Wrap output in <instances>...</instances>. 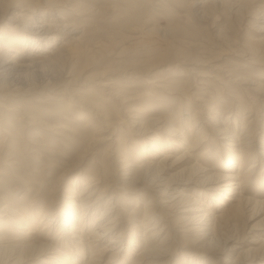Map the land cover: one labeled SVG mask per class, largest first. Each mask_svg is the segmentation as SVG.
I'll list each match as a JSON object with an SVG mask.
<instances>
[{
	"label": "bare ground",
	"instance_id": "obj_1",
	"mask_svg": "<svg viewBox=\"0 0 264 264\" xmlns=\"http://www.w3.org/2000/svg\"><path fill=\"white\" fill-rule=\"evenodd\" d=\"M8 1L10 0H0V5ZM72 1L74 0H14L24 7L18 12H14L16 9L10 6L0 7V20L13 15L16 19L24 20L19 24L25 30L22 34L16 30L17 26H0V103H3L0 106L3 110L12 112L21 108L18 106L19 102L11 105L6 102L28 96L38 87L48 91L45 97H50L55 91L54 86L60 83L68 91V86L75 85L79 79L88 80V72L97 67L93 79L99 80L96 85L99 86L101 99L88 100L92 109L88 121L93 122L97 117L109 119L111 107L105 100L126 103L133 98L132 92L127 93L125 90L127 84H120L113 75H151L159 72L157 68L170 55L174 56V60L177 59L176 64L192 60L188 52L180 47L163 48L157 35H153L152 39L147 40L153 47L141 50L148 57H155L142 61L141 65L139 62H131L133 69L128 71L124 69L123 63L116 67L112 62L100 66L105 61L104 57L112 52L104 53L103 58L96 62H92L94 57L91 56L96 50L105 47L104 41H96L92 48L78 52L75 47L81 44L76 43L88 41L84 37L89 31L85 28L78 31L65 15L55 13L60 6L73 12L77 10L79 6ZM210 1L197 4L199 10H204V6ZM218 1L213 0V3ZM238 8L239 6H234L236 12L240 10ZM46 11L55 14H46ZM205 13L206 9L202 12L203 18ZM7 19L11 20L10 17ZM61 32L66 38L61 45L53 46L56 43L54 38ZM31 44H35L33 47L38 51L30 50ZM40 44L45 45L40 48ZM129 52L131 50L127 48L120 50L116 57L123 58ZM80 54L84 57L79 58ZM260 54L264 56V51ZM251 60L252 58L244 59L249 63ZM169 64L171 62L167 63L170 67ZM212 69L215 73L200 79V84H205L206 78L219 81L222 68L216 64ZM132 70L135 71L131 72ZM223 77L229 79V82L239 83L237 88L240 90L250 91V95H253L251 103L256 100L264 103L261 100L264 98V84L258 83L261 79L253 80L231 70L223 71ZM161 82L156 78L147 80V84L161 89L162 93L165 90ZM56 88L59 89L60 86ZM152 88L135 94L138 95L136 97L143 98L144 106H132L127 118L133 125L130 126L133 134L143 137L145 143L134 150L130 160L125 155L127 144L122 139L112 138L102 155L95 151L98 159L93 160L87 168L90 147L97 140L85 127L78 131V136L71 138L76 144L72 145L71 150V156L72 153L75 154V157L70 158L73 162H64L67 163L65 173L56 182V188L44 196L45 205L40 202L45 208L39 213L34 212L35 208L28 211L22 209L21 205L26 201L24 196L17 199L11 190L0 189V264H171V239L177 241L180 255L188 252L186 254L198 256L194 259L182 257V264H209L210 254L217 258L215 264H259L264 260V234L251 238L245 244L246 231L241 229L244 221L251 219L258 207L260 210L264 209V135H259L257 126L253 130V121H249L253 117L252 109L248 108L241 114L240 128L236 126V120L230 127V120H224L220 115L219 119L211 117L207 118V123L198 124V120L192 122L195 117L193 114H189L190 123L177 127L169 115L156 116L152 110H146V105L155 103L158 97L159 91ZM222 88L229 90L227 85ZM165 92L171 95L177 93L176 88ZM228 92L234 94L233 100L238 97L234 91ZM67 94L74 107H82L73 92L68 91ZM42 97H38L37 103H45L41 102ZM36 108L37 106L33 107ZM258 113L259 111L254 115ZM208 123L214 129H209ZM261 129L264 130V126ZM210 134L218 142L216 149L209 146L212 142ZM259 144L263 145L260 146L261 151ZM212 145L214 147V143ZM42 146L48 147L46 142ZM49 147L55 151L58 145L53 143ZM201 150L203 151L199 152ZM204 161L209 162L207 164H211V167L204 165ZM76 171H80L82 177L77 175L72 181L68 175ZM115 178L117 183L114 182ZM8 181L21 187L28 186L24 180L20 183L9 178ZM60 183L63 187L59 189ZM144 183L153 187V196L144 200V218L138 225L129 223L130 230L124 225V222H129L126 208L133 201L132 198L138 207L137 200L143 197L138 192L143 189ZM15 187L16 191L21 189ZM109 187L122 190V195L127 197L116 194V191L104 203L103 197ZM251 190H255V197H250ZM59 191L64 193V199H68L67 204L63 202L67 211L58 206L56 196ZM27 193H30V189ZM14 201L18 203L14 204ZM102 207L103 211H100ZM170 214L172 215L168 216ZM160 222L164 223L162 227ZM138 228L144 230L140 235ZM11 229L14 234H11ZM235 253L238 254L233 258Z\"/></svg>",
	"mask_w": 264,
	"mask_h": 264
},
{
	"label": "rangeland",
	"instance_id": "obj_2",
	"mask_svg": "<svg viewBox=\"0 0 264 264\" xmlns=\"http://www.w3.org/2000/svg\"><path fill=\"white\" fill-rule=\"evenodd\" d=\"M203 1L206 0H74L72 2L79 6L74 12L60 6L59 10L55 12L57 15H65L79 29L78 31L84 28L89 31L84 37L88 41L84 40V42L76 43L81 44L75 47L78 52L86 48H92L93 44H96V41L99 40L104 41L105 47L94 52L91 56L94 57L92 62L103 58L104 53L112 52L111 55L104 57L105 61L100 66H106L112 62V65L116 67L123 63L124 69L128 71L133 69L131 62H139L141 65L142 61L155 57H148L149 55L141 50L153 47L152 43L147 42V40L152 39L153 35H157L160 43L163 44V48L180 47L188 52L192 60L189 63L183 62L180 64L178 62L176 64L175 60L177 61V59L174 60V56L170 55L164 58L163 65L157 68L159 72H154L151 75L138 74L130 77L123 74L113 75L120 84H127L125 90L127 93L132 92L131 96L133 98L126 103L119 100H105L107 105L111 107V119L97 117L94 118L93 122L88 121V116L92 113L88 100L101 99L99 86L96 85L99 80L93 79L97 67L88 72V80L79 79L75 85L68 86L70 88L68 91L73 92L74 97H78L82 106L80 108L72 105L73 103L67 94L68 91L66 88L64 89L61 83L54 86L55 91L50 94V97H45L48 91L38 87L35 92L30 93L28 96L7 101V105L19 102L18 106L21 108L9 112L3 110V107L0 106V189L11 190L17 196V199L24 196L26 198L24 201H26L21 205L22 209L28 211L35 208L34 212L39 213L40 210L45 208L43 206V204L45 205L44 196H47L56 188L55 184L60 180V176L65 173L67 163L73 162L71 159L75 157V154L72 153L71 156V150L72 145L76 146V144L71 141V138L78 136V131L85 127H87L90 135L97 140L96 144L94 143L90 147L87 156V168L91 166L93 160L98 159L97 152L103 154L112 138L122 139L127 144L125 155L130 160L134 150L138 146H144L145 143H143V137L133 134L132 127H130L133 125L129 123L127 118H129L128 115L133 108L144 106L143 98L136 97L138 95L135 94L138 91L142 93L151 90L149 88H152V85L147 84V80L155 78L162 80V88L165 91L176 88L177 93L171 95L165 91L161 93V89L152 88L159 91L158 97H156L155 103L146 105V110H152L154 113H151L156 116L169 115L175 126L190 123L189 114H193L195 117L192 122L198 120V124L207 123V118L211 117L219 119L220 115L222 119L230 120V127L236 120L238 122L236 126L240 128L241 114L249 108V110L252 109L251 114L253 117L249 121H253V130L257 128L259 129V135H264V130L261 129L264 126V118L262 117L264 115V103L260 100L251 103L253 95H250V91L240 90L237 88L239 83L229 82V79L223 77V71L231 70L235 74L249 76L253 80L259 78L263 82L260 80L258 83L264 84V56L260 54L262 50L264 51V0H219L216 3L211 0L210 3L204 6V10L206 9L204 18L202 14L204 10H199L197 6ZM4 4L7 5L4 6ZM235 5L240 8L237 12L234 10ZM1 6L2 8L10 6V8L16 9L14 12L24 8L22 3H15L14 0L4 2ZM55 13L46 11V14ZM9 17L11 20L7 19ZM260 17L263 19H260ZM7 18L0 20V26H17L16 30L24 34L25 30L19 24L24 20L16 19L13 15H9ZM56 20L59 21V19ZM58 24H61V22H58ZM65 38L66 35L63 32L59 33L58 37L54 38L56 43H53V46L61 45ZM44 45L40 44V48H43ZM33 46L35 44H31L29 49L38 51ZM126 48L131 50V53L129 52L123 58L118 59L116 57L117 53ZM164 51L165 49L162 52ZM82 57L84 56L80 54L79 58ZM249 58H252V62L244 61V59L249 60ZM119 60L124 62H119ZM168 62H171L170 67L167 65ZM216 64L222 68V74H219L221 79L219 77V81L216 82L213 79L206 78L205 84H200V79L215 73L212 68ZM222 84L227 85L231 92L237 93L238 97L233 100L234 96L232 97V95L234 94L222 88ZM57 86H60V88L57 89ZM230 86L236 87L232 88ZM38 97H42L40 100L45 103H37L39 102ZM195 99L198 101H195ZM261 100H264V98L262 97ZM2 104L0 103V105ZM34 106H37V108L33 109ZM258 111V115H254ZM182 126L184 127V125ZM208 128L214 129L209 123ZM59 131H62V133ZM210 138L212 142L209 146L216 149L218 142L213 139L212 134H210ZM45 142L48 145L47 148L42 146L45 145ZM53 143L58 145V147H55V151H52L49 147ZM261 145L259 144V148ZM57 148L61 151H58ZM49 152L55 154L52 155ZM174 154L177 153L174 152ZM207 163L209 162H203L204 165L211 167V164ZM212 164H214V161ZM259 168L257 167V169ZM79 172H72L68 175V178L74 181L73 179L77 175L82 177ZM9 178H14L20 183L24 180L25 184L30 187H21L14 182H9ZM114 182L117 183V178ZM142 185L143 189L138 192V194H143V197L139 199L141 204L137 200L140 206L138 204L137 207V202L132 198L133 201L130 200L131 203L126 208L129 222H124V225L129 227L130 230L129 223L138 225L144 218V211L142 210L144 200L147 201L153 196L151 191L153 187L147 186L145 183ZM15 186L21 189L16 191ZM61 187L63 185L60 183L59 189ZM28 189H30L29 194L27 193ZM24 191H26L25 195ZM113 192L122 197H127L122 195L124 194L122 190L109 187L103 197L104 203L114 194ZM250 192V197H255L253 193L255 190ZM63 194L59 191V195L56 196L59 201L58 206L67 211L68 199L65 198V200L62 197ZM66 195L68 198L70 197L69 194ZM16 201H14V204L18 203ZM100 211H103V207ZM2 222H4V219H2ZM162 223L160 222V227H162ZM243 224L241 229L246 231L245 244H247L251 241V238L264 234V209L260 210V207H258L255 215L251 219L245 220ZM141 230L142 228H138L139 235L144 231L141 232ZM10 232L14 234L13 229ZM224 237H226V234ZM171 241L173 243L170 245L171 264H182V257L193 259L198 257L197 255L194 256L193 253L186 254L188 252H183L180 255L179 250L177 251L179 248L177 241L172 239ZM237 254L235 253L233 258H236ZM208 259L209 264H215V261H217L216 257H211V254L208 255ZM259 264H264V260H261Z\"/></svg>",
	"mask_w": 264,
	"mask_h": 264
}]
</instances>
